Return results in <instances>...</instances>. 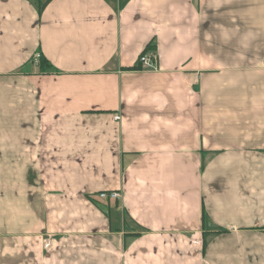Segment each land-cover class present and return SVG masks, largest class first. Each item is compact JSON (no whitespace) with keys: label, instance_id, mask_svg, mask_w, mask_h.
Listing matches in <instances>:
<instances>
[{"label":"crops","instance_id":"obj_1","mask_svg":"<svg viewBox=\"0 0 264 264\" xmlns=\"http://www.w3.org/2000/svg\"><path fill=\"white\" fill-rule=\"evenodd\" d=\"M42 3L0 0V264H264V0Z\"/></svg>","mask_w":264,"mask_h":264},{"label":"built area","instance_id":"obj_2","mask_svg":"<svg viewBox=\"0 0 264 264\" xmlns=\"http://www.w3.org/2000/svg\"><path fill=\"white\" fill-rule=\"evenodd\" d=\"M139 64L142 68L146 69H155L156 68V55L153 51L147 50L145 53H143L138 60ZM115 121L120 120L119 115L114 116ZM98 198L101 200H107V199H118L119 193L117 191H103L98 194ZM199 243L196 242L195 245H198Z\"/></svg>","mask_w":264,"mask_h":264},{"label":"trees","instance_id":"obj_3","mask_svg":"<svg viewBox=\"0 0 264 264\" xmlns=\"http://www.w3.org/2000/svg\"><path fill=\"white\" fill-rule=\"evenodd\" d=\"M49 1H51V0H43V3H42V5H41V9L49 2ZM149 48V47H148ZM148 50V49H147ZM146 50V51H147ZM38 67H39V69L41 70V71H44V70H46L47 69V67H48V64H47V62H46V60L45 59H43L42 57H40L39 59H38Z\"/></svg>","mask_w":264,"mask_h":264},{"label":"rangeland","instance_id":"obj_4","mask_svg":"<svg viewBox=\"0 0 264 264\" xmlns=\"http://www.w3.org/2000/svg\"><path fill=\"white\" fill-rule=\"evenodd\" d=\"M38 64V63H37Z\"/></svg>","mask_w":264,"mask_h":264}]
</instances>
